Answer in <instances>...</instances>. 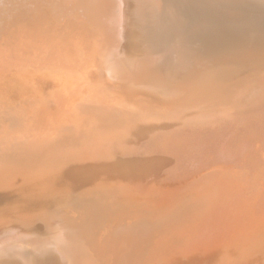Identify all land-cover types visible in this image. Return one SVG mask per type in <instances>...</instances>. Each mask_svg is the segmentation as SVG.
Wrapping results in <instances>:
<instances>
[{
	"label": "rangeland",
	"instance_id": "374dc122",
	"mask_svg": "<svg viewBox=\"0 0 264 264\" xmlns=\"http://www.w3.org/2000/svg\"><path fill=\"white\" fill-rule=\"evenodd\" d=\"M9 1L0 0V15L4 17L0 16V243L16 238L19 243L26 241L41 247L38 251L31 246L34 264H54L55 259L63 255L69 256L66 264H204L206 253L217 256L222 253L226 235L227 240H232L234 235L253 229L250 222L245 227L243 219L238 223L233 210L241 208L244 192L257 200L264 197L261 179L264 158L250 159L261 156L264 150V50L261 49L264 48V21H259V25L258 22L250 23L251 26L248 22L237 25L218 22V25L211 21L206 7L203 10L201 0L200 3L192 0L195 7L187 8L189 10L181 17L183 26L180 29H183H178L168 46H161L159 50L155 47L157 50L154 48L147 55L149 58L146 56L142 62L143 69L137 67V74L120 68L125 50L123 43L127 39L123 37L121 26L112 25L111 32H122L120 47L115 40L108 42L103 51L101 44L96 50L93 42L88 49L92 55H99L96 59L101 60L98 59L101 63L98 66L103 72L112 65L121 71L117 74L121 78L113 80L106 74L82 71V67H89L84 53L77 52L73 61L72 56H66L60 50L54 55L57 42L48 43L50 50L42 48L44 55L31 58L23 55L21 59L20 38L34 19H42L48 25L56 26L57 35L65 36L72 30L76 33L72 35L91 36L96 42L102 35L99 36V30L94 25L89 26V22L93 20L102 27L101 18L106 14L123 22L125 0H43L46 3L32 0L33 5L31 0H12L13 6ZM28 2L32 7L29 8ZM104 4L108 6L105 8ZM199 4L202 6L200 11L197 10L201 9ZM218 38L222 43L224 41L223 44L220 42L223 47ZM109 49L120 52L110 53ZM243 50L248 51L244 54ZM24 59H29L27 65ZM117 61L118 66L115 65ZM42 63L47 68L44 71ZM158 69L164 70L162 74ZM141 70H146L148 75L142 74ZM134 73L139 75L137 79ZM141 75L143 80H140ZM159 76L165 77L166 83ZM123 81H128L127 88ZM60 83L68 84L61 86ZM146 86L157 93L153 89L148 91ZM74 87L80 94L70 100V108L66 110L60 105V96ZM160 88L165 92L162 93ZM165 93L170 96L166 97ZM36 142L48 143V147L42 148ZM226 163H232V166H226ZM246 212L252 216L258 214L255 208ZM258 221L261 223L259 217ZM260 228L264 231V226ZM116 233L125 235L122 238ZM43 234H48L45 242ZM33 235L38 238L40 235L39 241ZM30 236L33 241L27 242ZM61 243L63 246H59ZM52 246L54 248L50 249ZM57 247L58 251L55 250ZM63 248L68 249L69 254ZM163 253L167 255L165 259ZM13 260L21 262L16 257L0 258V262Z\"/></svg>",
	"mask_w": 264,
	"mask_h": 264
},
{
	"label": "bare ground",
	"instance_id": "6f19581e",
	"mask_svg": "<svg viewBox=\"0 0 264 264\" xmlns=\"http://www.w3.org/2000/svg\"><path fill=\"white\" fill-rule=\"evenodd\" d=\"M2 1V0H1ZM12 1V0H11ZM11 1H9V4H10V2ZM28 1H30V0H28ZM32 1V0H31ZM38 1V0H37ZM121 1V0H120ZM184 1L185 0H125V2H124V13H123V22H120V21H117V19H115V18H113V16L112 15H110V14H106V15H102V21H103V23L104 24H101L102 25V27L101 26H99V24H97L98 22H96V23H93V20L92 21H90L89 22V26H91V25H94L93 27H96L98 30H99V36H101V38L99 37V38H97V35H96V38H97V40H96V42H95V40H94V38H92L91 36H86V35H84V34H80L81 35V37H78V36H74V35H72L73 33H75V32H73L72 33V30H70L71 32H67L66 34H65V36H64V34H59V35H57V34H55V28H56V26L54 25V26H52V25H48L47 23H45V20H42V19H38V21L37 20H35L34 19V21L29 25V27L28 28H26L27 30H25V31H23V33L21 34V38H20V44H22V47H23V50H21V52H20V54H21V59L23 58V55H24V58H26V57H28V58H31L32 56H34V55H38V56H40V55H42L43 54V51H42V48H45L46 50H50L49 48H48V43H49V45H51V42H57V44H58V49L56 48V50L54 51V55H56L57 54V52L56 51H58V50H60V51H62L66 56H67V54H69V56H72L73 57V59L71 60V61H73L74 59H76V55H77V52H80V53H84V56H85V59L87 58V62L89 63V67H82V71H86V73H89V72H92V73H96V75L98 74V75H100V73H101V75H107L108 77L110 76V77H112L113 78V80L115 79H120L121 77H119V75H117V74H119V72H121V71H119V70H116V66H114V65H112L113 66V68H111L110 66L107 68V69H109L108 71H105L104 70V72H103V69L102 68H99V66L98 65H101V63H100V61L98 60V59H96V56L97 55H92L89 51H91V49L89 48L88 49V45L90 44V42H93V43H95V47H96V50H98V46L101 44L102 45V51H103V47H105V46H107V43L108 42H110L111 41V43H112V41H117V44H118V42H119V40H120V34L123 32V37H125L124 39H127L126 40V42H124L123 43V48H125V50H124V58H123V61H121L122 62V65H120V63L118 64V62L119 61H117V63L115 64V65H120V68L122 67V69L124 70V71H127L128 70V72L127 73H129V71L130 72H135L136 73V69H138L139 67L140 68H142L141 67V65H142V62H144V60H145V58H146V56L149 54V53H152L153 52V50H154V48L156 47L158 50L161 48L162 49V47L161 46H166L169 42H170V40H171V38L173 39V36L177 33V31H178V29H180L181 28V26H183L182 24H181V22L183 21V20H181V17H183L182 15L185 13V11L186 10H189V9H193L194 7H195V4H193L192 3V0H187V2L186 3H184ZM194 1V0H193ZM202 1V6H203V10H204V7H206V11H207V13H208V15H210L209 17H211L212 19H211V21L212 22H214V23H217L218 24V22L219 23H221L222 22V24H223V22H225V23H227V24H230V25H237V24H239V22H248L249 23V26H251L250 25V23H255V22H258L257 24L259 25V21H264V0H201ZM200 0H199V3L201 2ZM8 2V1H7ZM25 2V1H24ZM24 2H23V4H24ZM36 2V1H35ZM41 2V1H40ZM42 2H43V0H42ZM47 2V1H46ZM46 2H43V3H46ZM76 2H78V0L76 1ZM204 2V3H203ZM2 3V2H1ZM13 3H14V1H13ZM12 3V4H13ZM29 3V2H28ZM33 3H34V1H32V5H33ZM102 3H104L103 1H102ZM12 4H10V5H12ZM21 4V3H20ZM37 4H39V3H37ZM40 4H42V3H40ZM6 5H7V3H6ZM17 5V4H16ZM29 5H30V3H29ZM28 5V6H29ZM9 6V5H8ZM13 6V5H12ZM27 6V5H26ZM44 6H45V4H44ZM108 6V4H104V7L106 8ZM199 6H200V4H199ZM202 6H200L201 7V9H197L198 11H200V10H202ZM6 7V6H5ZM18 7V6H17ZM16 7V8H17ZM22 6H20L19 8H21ZM24 8H25V6H23ZM30 7H32L31 5L29 6V8ZM36 8H37V5L35 6ZM35 7H33V12L35 11L34 9H35ZM47 7V6H46ZM67 7V6H66ZM9 9H11V7H8ZM28 8V7H27ZM28 8V9H29ZM41 7L39 6V8L38 9H40ZM48 8V7H47ZM187 8H189V9H187ZM199 8V7H198ZM4 9H6V8H4ZM18 9V8H17ZM43 9H44V7H43ZM51 8L49 7V10H50ZM54 9H57L56 7H54ZM66 9V8H65ZM64 9V10H65ZM69 9V8H68ZM13 10H14V8H13ZM13 10H11V11H13ZM22 10V9H21ZM37 10V9H36ZM40 10H42V9H40ZM49 10L47 11L48 13H49ZM61 10H62V8H61ZM5 11V10H4ZM9 11V10H8ZM25 11V10H24ZM31 11V10H30ZM29 11V12H30ZM38 11V10H37ZM93 11V10H92ZM191 11H194V10H191ZM190 11V12H191ZM205 11V10H204ZM19 12V11H18ZM42 12V11H41ZM52 12V11H51ZM88 13V12H87ZM189 13V12H188ZM188 13H186V14H188ZM191 13H193V12H191ZM21 14V13H20ZM32 15H33V13H31ZM36 14H39V11H38V13L36 12ZM50 14H52V13H50ZM95 14V13H94ZM96 14H98V13H96ZM115 14V13H114ZM113 14V15H114ZM197 14H199V16H200V12L199 13H197ZM204 16L206 15V14H204V13H202ZM2 15V17H3V14H1ZM0 15V16H1ZM70 15H71V13H70ZM74 15V14H73ZM76 15V14H75ZM83 15V14H82ZM81 15V16H82ZM190 15V14H189ZM194 15V14H193ZM207 15V16H208ZM13 16V15H12ZM14 16H15V14H14ZM87 16H88V14H87ZM92 16V15H91ZM99 15H97V18H99L98 17ZM195 16V15H194ZM202 16V15H201ZM6 17V16H5ZM9 17V16H8ZM18 17V16H17ZM27 17H29V15H27ZM37 17V16H36ZM51 17V16H50ZM49 17V18H50ZM67 17V16H66ZM68 17H70V16H68ZM67 17V19H72L73 17L71 16L70 18H68ZM76 17V16H75ZM83 17V16H82ZM186 17V16H185ZM190 17H191V15H190ZM203 17V16H202ZM4 18V17H3ZM7 18V17H6ZM15 18H16V16H15ZM32 18V17H31ZM35 18V17H34ZM52 18V17H51ZM188 18V17H187ZM192 18V17H191ZM194 18V17H193ZM196 18V17H195ZM199 18V17H198ZM2 19V18H1ZM20 19H22V18H20ZM46 19V18H45ZM54 19H55V17H54ZM76 19V18H75ZM84 19V18H83ZM92 19V18H91ZM96 19V18H95ZM94 19V20H95ZM183 19V18H182ZM189 19V18H188ZM33 20V19H32ZM40 20V21H39ZM42 20V21H41ZM47 20V19H46ZM50 20V19H49ZM56 20H58V19H56ZM64 20V19H63ZM62 20V21H63ZM66 20V19H65ZM74 20V19H73ZM72 20V21H73ZM82 20V19H81ZM97 20V19H96ZM186 20V19H185ZM194 20H196V19H194ZM206 20H209V19H206ZM2 21V20H1ZM14 21V20H13ZM50 21H52V20H50ZM77 21V20H76ZM76 21H74V22H76ZM79 21V20H78ZM87 21V20H86ZM5 22V21H4ZM12 22V21H11ZM47 22V21H46ZM56 23L58 22V21H55ZM65 22H67V20L65 21ZM70 22V21H69ZM81 22V21H80ZM192 22V21H191ZM1 23V22H0ZM7 23V22H6ZM71 23V22H70ZM78 23V22H77ZM82 23V22H81ZM87 23V22H86ZM101 23V22H100ZM190 23V22H189ZM188 23V24H189ZM213 23V24H214ZM63 24V23H62ZM74 24V23H73ZM76 24V23H75ZM74 24V25H75ZM88 24V23H87ZM183 24H185V23H183ZM206 24V23H205ZM212 24V25H213ZM221 24V25H222ZM256 24V23H255ZM6 25V24H5ZM74 25H72V27L74 26ZM112 25H115L116 27H120L121 26V31L122 32H120V34H115V33H117V32H111V28H112ZM197 25V24H196ZM215 25V24H214ZM219 25V24H218ZM64 26V25H63ZM68 26V25H67ZM79 26V25H78ZM85 26H86V24H85ZM88 25H87V27H89ZM187 26V25H186ZM189 26V25H188ZM229 26V25H228ZM241 26H242V24H241ZM246 26L248 27V25L246 24ZM264 26V25H263ZM5 27V26H4ZM76 27H77V25H76ZM80 27H81V24H80ZM79 27V28H80ZM189 27H191V25L189 26ZM194 28H195V25L193 26ZM201 27V26H200ZM200 27H199V29H200ZM208 27V26H207ZM221 27V26H220ZM224 27H226V26H224ZM239 27V26H238ZM244 27V26H243ZM254 28H255V25L253 26ZM1 28H3V27H1ZM201 28H203V27H201ZM215 28H217V26H215ZM241 28V27H240ZM239 28V30H241V29H244V28H241L240 29ZM83 29V28H82ZM95 29V28H94ZM93 29V30H94ZM116 29V28H115ZM119 29V28H118ZM183 29V28H182ZM182 29H180V30H182ZM187 29L189 30V28L187 27ZM220 29V28H219ZM229 29V28H228ZM246 29V28H245ZM262 29V28H261ZM260 29V30H261ZM85 31H87L86 29H84ZM92 30V29H91ZM96 30V29H95ZM94 30V31H95ZM179 30V31H180ZM222 30V29H221ZM234 30V29H233ZM236 30V29H235ZM255 30V29H254ZM254 30H252V31H254ZM260 30H258V31H260ZM264 30V29H263ZM78 31H79V29H78ZM116 31V30H115ZM119 31V30H118ZM184 31H187L186 29L184 30ZM191 31H192V29H191ZM226 31V30H225ZM224 31V32H225ZM229 31H232V30H229ZM251 31V32H252ZM257 31V30H256ZM255 31V32H256ZM83 32V31H82ZM88 32V31H87ZM91 32H93V31H91ZM189 32V31H188ZM193 32H194V30H193ZM215 32V31H214ZM216 32H218V31H216ZM239 32V31H238ZM243 32V31H242ZM248 32H249V30H248ZM84 33V32H83ZM180 33V32H179ZM182 33V32H181ZM180 33V34H181ZM185 33V32H184ZM221 33H223V32H221ZM226 34L228 33H230V32H228V31H226L225 32ZM232 33V32H231ZM254 33V32H253ZM253 33H251V34H253ZM76 34V33H75ZM186 34H187V32H186ZM186 34H185V36H186ZM214 34H216V33H214ZM219 34V33H218ZM217 34V35H218ZM224 34V33H223ZM234 34H236L235 33V31H234ZM239 34H242L241 35V37L243 36V33H241V31H240V33ZM245 34V33H244ZM79 35V36H80ZM90 35V34H89ZM178 35V34H177ZM176 35V36H177ZM184 34L182 33V36H183ZM188 35H190V34H188ZM230 35V34H229ZM232 35V34H231ZM237 35V34H236ZM258 35V34H257ZM175 36V37H176ZM191 36V35H190ZM219 36V35H218ZM221 36V35H220ZM228 36V35H227ZM232 36H235V35H232ZM255 36V35H254ZM89 37H91V38H89ZM181 37V36H180ZM229 37V36H228ZM236 37V36H235ZM239 37V36H238ZM241 37H240V39L239 40H241ZM253 37V36H252ZM188 38V37H187ZM191 38V37H190ZM190 38H188V39H190ZM220 38V37H219ZM219 38H218V40H219ZM226 38V37H225ZM251 38V37H250ZM249 38V39H250ZM257 38L258 37H256V42H257ZM263 38V37H262ZM13 39V38H12ZM178 39V38H177ZM230 38H228V40H229ZM231 39H235V38H231ZM243 39V38H242ZM254 39L252 40V41H254ZM98 40L100 41V42H98ZM123 40V39H122ZM122 40L120 41V42H122ZM179 40H180V38H179ZM191 40V39H190ZM197 40V39H196ZM220 40H222V39H220ZM219 40V43L221 42ZM238 40V39H237ZM238 40V41H239ZM244 40V39H243ZM262 40V39H261ZM260 40V41H261ZM12 41V40H11ZM115 41V42H116ZM183 41V40H182ZM185 41V40H184ZM229 41H231V40H229ZM246 41V40H245ZM250 41V40H249ZM259 41V42H260ZM115 42H113V43H115ZM120 42H119V44H118V46L120 47ZM179 42V41H178ZM186 42H187V39H186ZM202 42V41H201ZM227 42V41H226ZM226 42H225V44H226ZM231 42H234L233 40L231 41ZM237 42V41H236ZM251 42V41H250ZM263 42V41H262ZM110 43V44H111ZM188 43H189V41H188ZM196 43H198V42H196ZM218 43V44H219ZM222 43V42H221ZM221 43H220V45H221ZM223 43H224V41H223ZM222 43V44H223ZM242 41H241V45H242ZM255 43V42H254ZM258 43V42H257ZM257 43H256V45H257ZM67 44V45H66ZM116 44V45H117ZM176 44V43H175ZM186 44V43H185ZM190 44H191V42H190ZM229 44V43H228ZM232 43H230V45H231ZM251 46H252V44L251 43H249ZM264 43H262V45H263ZM104 45V46H103ZM116 45H113V46H115L116 47ZM179 45H181L180 43H179ZM187 45V44H186ZM189 45V44H188ZM234 45V44H233ZM245 45V44H244ZM244 45H242L243 47H244ZM247 45V44H246ZM249 45V46H250ZM254 45V44H253ZM47 46V47H46ZM112 46V45H111ZM112 46V47H113ZM168 46V45H167ZM217 47L219 46V45H216ZM226 46H227V44H226ZM239 46H240V44H239ZM16 47V46H15ZM21 47V48H22ZM101 47V46H100ZM118 47V48H119ZM187 47V46H186ZM221 47H223L222 45H221ZM229 47V46H228ZM233 47V46H232ZM234 47H235V45H234ZM237 47V46H236ZM246 48H247V46H245ZM254 47V46H253ZM264 47V46H263ZM21 48H18V49H21ZM108 48V47H107ZM111 48V47H110ZM155 48V50H157ZM219 48V47H218ZM226 48V47H225ZM225 48H224V50H225ZM238 48H240V47H238ZM13 49V48H12ZM17 49V48H16ZM15 49V50H16ZM94 49V48H93ZM92 49V50H93ZM165 49V48H164ZM234 49V48H233ZM243 49H245V48H243ZM248 49V48H247ZM252 49V48H251ZM255 49H256V47H255ZM261 49H263L264 50V48H261ZM261 49H260V51H261ZM7 50H9V49H7ZM69 50V51H68ZM114 50H116L115 48H114ZM110 51V49L108 50L110 53L112 52H120V50L119 49H117V50H119V51ZM176 50H179V49H176ZM182 50V49H181ZM186 50V49H185ZM185 50H183V52L185 51ZM218 50H220V49H218ZM223 50V49H222ZM228 49H226V51H227ZM100 51V50H99ZM217 51V50H216ZM215 51V52H216ZM234 51V50H233ZM235 51H237L236 50V48H235ZM238 51H240V50H238ZM244 51V54H245V51L246 50H243ZM243 51H242V55H244L243 54ZM248 51V50H247ZM247 51H246V53H247ZM13 52V51H12ZM15 52H17V51H15ZM104 52H105V50H104ZM229 52V51H228ZM253 52V51H252ZM100 53V52H99ZM161 53V52H160ZM222 53V52H221ZM230 53V52H229ZM228 53V54H229ZM2 54V53H1ZM13 54V53H12ZM19 54V53H18ZM98 54V53H97ZM102 54H103V52H102ZM102 54H101V56H102ZM105 55H107L108 56V54H106V52L104 53ZM154 54V53H153ZM158 54V53H157ZM157 54H156V56H157ZM234 54V53H233ZM235 54L237 55L238 54V52L236 53L235 52ZM249 54H250V52H249ZM257 54H259V53H257ZM44 55V54H43ZM150 55V54H149ZM148 55V56H149ZM159 55V54H158ZM181 55V54H180ZM248 55V54H247ZM99 56V55H98ZM97 56V57H98ZM104 56V55H103ZM102 56V57H103ZM110 57H111V55H109ZM113 56V55H112ZM120 55H118V57H119ZM147 56V58H149ZM233 56V55H232ZM231 56V57H232ZM241 56V55H240ZM254 56V55H253ZM123 56H121V58H122ZM220 57V56H219ZM219 57H216V58H219ZM229 57V56H228ZM237 57H238V55H237ZM242 57V56H241ZM13 58V57H12ZM105 58V57H104ZM104 58H103V60H104ZM159 58V57H158ZM171 58H175V57H171ZM177 58V57H176ZM175 58V59H176ZM179 58H180V56H179ZM215 58V59H216ZM67 59V58H66ZM102 59V58H101ZM112 59V58H111ZM118 59V58H117ZM154 59H156L155 58V55H154ZM160 59V61H161V57L159 58ZM221 59H222V57H221ZM251 59V58H250ZM17 60H19V59H17ZM25 60V63L26 62H28V60L29 59H24ZM106 60V59H105ZM107 60H108V58H107ZM113 60V59H112ZM151 60V59H150ZM173 60V59H172ZM223 60V59H222ZM226 60V59H225ZM225 60H223V61H225ZM228 60V59H227ZM70 61V63L72 64V62ZM109 61V60H108ZM160 61H159V63H160ZM33 62H35V61H33ZM38 62V61H37ZM75 62V61H74ZM100 64H99V63ZM105 62H107V61H104V63ZM157 62H158V60H157ZM162 62V61H161ZM215 62V61H214ZM242 62V61H241ZM244 62V61H243ZM38 63H40V62H38ZM69 63V62H68ZM103 63V62H102ZM104 63L102 64L103 66H104ZM111 63V62H110ZM164 63H165V60H164ZM170 63H172L171 61H170ZM174 63V62H173ZM224 63V62H223ZM29 64V63H28ZM36 64V63H35ZM112 64H114V63H112ZM144 64V63H143ZM155 64V63H154ZM167 64V63H166ZM225 64V63H224ZM228 64V63H227ZM250 64V63H249ZM25 65H27V63L25 64ZM37 65V64H36ZM35 65V66H36ZM117 65V66H118ZM151 65V64H150ZM170 64L168 63V65L167 66H169ZM223 65V64H222ZM226 65V64H225ZM245 65V64H244ZM34 65H32V67H33ZM41 66H42V68H43V71L45 70V68H46V66L45 65H43V63L41 64ZM144 66V65H143ZM158 66V65H157ZM161 66V65H160ZM166 66V67H167ZM217 66V65H216ZM220 66V65H219ZM106 67V66H105ZM138 67V68H137ZM145 67V66H144ZM154 67V66H153ZM31 68V67H30ZM36 68V67H35ZM111 68V69H110ZM145 68H147V67H145ZM158 68V67H157ZM164 68V67H163ZM224 68V67H223ZM40 69V68H39ZM47 69V68H46ZM51 69V68H50ZM143 69V68H142ZM166 69V68H165ZM171 69V68H170ZM206 69H208V68H206ZM25 70V69H24ZM122 70V71H123ZM132 70H134V71H132ZM154 70V69H153ZM159 71H161V74H162V72L164 71H162L161 69H158ZM210 70V69H209ZM50 71V70H49ZM48 71V72H49ZM123 71V72H124ZM144 71V70H143ZM146 71V70H145ZM145 71L144 72H142V70H141V72H142V74L143 73H145ZM148 71V70H147ZM151 71V70H150ZM150 71L148 72V73H150ZM203 71V70H202ZM3 72V71H2ZM29 72V71H28ZM40 72V71H39ZM47 72V73H48ZM51 72V71H50ZM71 72H73V69L71 70ZM139 72V70L137 71V73ZM140 72V73H141ZM154 72H156V71H154ZM166 72V71H165ZM208 72V71H207ZM131 73V74H132ZM135 73H134V75L133 76H136L135 75ZM136 73V74H137ZM157 73H158V71H157ZM154 74V76L156 77L158 74ZM167 73V72H166ZM219 74H220V72H218ZM131 74H129V76L131 75ZM147 73H145V75H146ZM201 73H199V75H200ZM216 74V73H215ZM23 75V74H22ZM53 75V74H52ZM128 74H126V76H127ZM148 75V74H147ZM160 75V74H159ZM199 75H197V76H199ZM54 76V75H53ZM55 76H56V74H55ZM102 76V77H103ZM137 76H139V75H137ZM137 76H136V79H137ZM144 76V75H143ZM151 76L152 77H154L152 74H151ZM166 76V75H165ZM178 76V75H177ZM43 77H46V76H44L43 75ZM59 77V76H58ZM125 77V76H124ZM132 77V76H131ZM131 77H129V78H131ZM168 77V76H167ZM210 77V76H209ZM53 78H55V77H53ZM80 78H81V76H80ZM112 78H111V80H112ZM127 78V77H126ZM140 78V77H139ZM144 78H145V76H144ZM150 78V77H149ZM159 78H161L160 76H159ZM158 78V79H159ZM163 78H165V77H163ZM163 78H161V79H163ZM211 78H212V76H211ZM60 79V78H59ZM65 79V78H64ZM128 79V78H127ZM197 79V78H196ZM32 80H33V78H32ZM63 80V79H62ZM69 80H71L72 81V79H69ZM107 80V79H106ZM130 80V79H129ZM134 80V79H133ZM140 80H143L142 79V75H141V78H140ZM139 80V81H140ZM155 80V79H154ZM164 80V79H163ZM163 80H162V82H163ZM199 80V79H198ZM124 81H125V79H124ZM123 81V82H124ZM137 81V80H136ZM139 81H138V83L137 84H140L139 83ZM148 81H150V79L148 80ZM152 81V80H151ZM168 81H169V79H168ZM206 81V80H205ZM101 82V81H100ZM103 82V81H102ZM115 82V81H114ZM127 83H125L126 84V88H127V85H128V81H126ZM145 82V84L147 83L146 81H144ZM158 82H160V79H159V81ZM162 82H161V84H162ZM164 82H165V80H164ZM209 82V81H208ZM262 82V81H261ZM40 83V82H39ZM46 83V82H45ZM71 83V82H70ZM106 83H108V82H106ZM105 83V84H106ZM130 83H131V85H133L132 84V81H130ZM150 83H153V82H150ZM166 83V82H165ZM171 83H172V81H171ZM170 83V84H171ZM176 83V82H175ZM174 83V84H175ZM178 83V82H177ZM186 83V82H185ZM207 83V82H206ZM263 83H264V81H263ZM57 84V83H56ZM65 84H68V83H62V85H61V83H60V85L61 86H65ZM112 84H114V83H112ZM123 84V83H122ZM135 84V83H134ZM154 84V83H153ZM153 84L151 85L152 87H153ZM158 84V83H157ZM168 84V83H167ZM166 84V85H167ZM187 84V83H186ZM189 84H190V82H189ZM109 85H111V84H109ZM121 85V84H120ZM141 85H142V82H141ZM140 85V86H141ZM147 86L149 85V84H146ZM176 85V84H175ZM183 85V84H182ZM78 85H77V83H76V87H77ZM108 86V85H107ZM111 86H113V85H111ZM114 86H116V84L114 85ZM118 86V85H117ZM116 86V87H117ZM122 86H124V85H122ZM136 86V85H135ZM143 87H144V85H142ZM145 87V89L147 88H149V87ZM160 86V85H159ZM159 86H157V87H159ZM164 86V85H163ZM172 86V85H171ZM170 86V87H171ZM180 86V85H179ZM203 86V85H202ZM79 87V86H78ZM157 87H156V89H157ZM187 87H188V84H187ZM193 87V86H192ZM75 88V87H74ZM72 88V89H68L67 90V92H65V94H62L60 97H61V99H60V105L62 106V107H66L65 109L67 110V109H69L70 107H69V103L71 102L70 100L73 98V97H76V96H78V94H80V92L77 90L78 88ZM126 88H124V90L126 89ZM164 88V87H163ZM168 88H169V86H168ZM174 88V87H173ZM179 88V87H178ZM190 88V87H189ZM117 89H120V88H117ZM123 89V88H122ZM128 89H130V88H128ZM128 89H126V90H128ZM145 89H144V91H145ZM151 89H153V88H151ZM150 89V90H151ZM174 89H176V88H174ZM182 88H180V90H181ZM185 89V88H184ZM191 89V88H190ZM190 89L188 90V91H190ZM195 89V88H194ZM79 90H80V87H79ZM83 90V89H82ZM149 89H148V91H150ZM154 91H155V89H153ZM165 90V89H164ZM169 90H170V88H169ZM178 90V89H177ZM180 90H179V92H180ZM186 90V89H185ZM119 91V90H118ZM123 91V90H122ZM147 91V90H146ZM160 91H161V88H160ZM167 91V90H166ZM124 92V91H123ZM125 92H127V91H125ZM156 93H157V91H155ZM162 93H164L165 91H161ZM160 92V93H161ZM171 92H173V91H171ZM193 92H195V91H193ZM198 92V91H197ZM84 93V91H82V94ZM138 93V92H137ZM159 93V92H158ZM178 93V92H177ZM176 93V94H177ZM182 93V92H181ZM184 93H185V91H184ZM187 93V92H186ZM185 93V94H186ZM190 93V92H189ZM192 93V92H191ZM190 93V94H191ZM152 94V93H151ZM166 94V93H165ZM172 94V93H171ZM188 94V93H187ZM144 95V94H143ZM157 95V94H156ZM162 95V94H161ZM167 95V96H166ZM165 96L166 97H169L170 95H168V94H166ZM193 95V94H192ZM196 95V94H195ZM82 96V95H81ZM80 96V98H84V96L83 97H81ZM142 96V95H141ZM154 96V95H153ZM157 96H159V94L157 95ZM163 96V95H162ZM172 96H173V94H172ZM174 96H176L175 94H174ZM183 96H184V94H183ZM161 97V96H160ZM178 97V96H177ZM176 97V98H177ZM179 97H180V94H179ZM184 97H186V96H184ZM152 98V97H151ZM154 98H155V96H154ZM157 99H158V97H156ZM165 98V97H164ZM181 98H182V96H181ZM75 99H77V98H75ZM89 99V98H88ZM160 99V98H159ZM162 99V98H161ZM161 99H160V102H162L161 101ZM183 99V98H182ZM181 99V100H182ZM78 100V99H77ZM156 100V99H155ZM171 100H173V99H171ZM176 100V99H175ZM84 101V100H83ZM166 101V100H165ZM167 101H169L168 99H167ZM174 101V100H173ZM178 101V100H177ZM32 102V101H31ZM73 102V101H72ZM164 102V101H163ZM74 103V102H73ZM77 105V104H76ZM245 105V104H244ZM88 106V105H87ZM79 107V106H78ZM81 107V106H80ZM74 109V108H73ZM76 109V108H75ZM75 109H74V111H75ZM87 109H88V107H87ZM76 112V111H75ZM65 113V112H64ZM72 113H74V112H72ZM81 115V114H80ZM83 115H85L84 113H83ZM77 117V116H76ZM65 118H66V116H65ZM82 118V117H81ZM83 124V123H82ZM158 125V124H157ZM134 134V133H133ZM132 134V135H133ZM47 135H48V133H47ZM43 136V135H42ZM50 136V135H49ZM46 139V138H45ZM51 139V138H50ZM107 140V139H106ZM35 141V140H34ZM38 143H40V142H38ZM37 142H36V144L39 146V145H41V147L43 148V147H48V143H40V144H38ZM250 143H251V141H250ZM25 146V145H24ZM92 146H93V144H92ZM95 146V145H94ZM251 146H253L254 147V145H253V143H251ZM6 147V146H5ZM35 147V146H34ZM34 149V148H33ZM87 157V156H86ZM90 157V156H89ZM264 158V150L262 149V154H261V156H256L255 158H250L251 160H257V159H260V158ZM250 160V161H251ZM232 163H226V166H232L231 165ZM74 168V167H73ZM261 179L264 181V175L262 174V177H261ZM179 182V181H178ZM98 185V184H97ZM101 185V184H100ZM177 185H178V183H177ZM176 185V186H177ZM178 187V186H177ZM256 191V190H255ZM250 192V191H249ZM248 195L249 194H247V192H244V197L241 199V201H240V209L239 210H233L234 211V214H235V217H236V220L238 221V223H239V221H242V219L243 220H245V227L246 226H249L250 225V227H252L253 226V229H250V231H248V232H246L245 231V233L244 234H242V235H239V234H236V235H234V237H233V239L232 240H227L228 239V237H226L225 236V239H224V245L226 246V247H224L223 249H222V253H220L218 256L216 255V254H211V255H208L209 253H206L205 255H206V259H205V263L204 264H264V231H263V229L262 228H260L261 226H264V197H263V200H257V198H253L251 195V198H250V196L248 197ZM110 197V196H109ZM113 197V196H112ZM259 197V196H258ZM118 198V197H117ZM238 203V202H237ZM235 205V204H234ZM236 206H234V208H235ZM237 208V207H236ZM249 208H255L256 210H258V214L257 215H249V213L248 212H246V211H248V209ZM249 216H252V217H250L249 218ZM258 217L260 218V220H261V223H260V221H258ZM263 220V221H262ZM251 224H250V223ZM249 223V225H247ZM254 223H255V225H254ZM145 224V223H144ZM144 224H142V225H144ZM135 225V224H134ZM137 225V224H136ZM239 225V224H238ZM124 226H125V224H124ZM241 226V225H240ZM17 227V226H16ZM15 227V228H16ZM19 227V226H18ZM132 226H130V228H131ZM134 227V229L136 228L135 226H133ZM142 227V226H141ZM244 227V228H245ZM14 228V229H15ZM20 228V227H19ZM23 228V227H22ZM21 228V229H22ZM119 228V227H118ZM121 228V229H120ZM120 230L122 231V227L120 226ZM129 228V229H130ZM138 228H139V226H138ZM137 228V229H138ZM143 228H144V226H143ZM143 228H141V229H143ZM242 229V231L243 230H245V229ZM249 228V227H248ZM21 229H20V232H21ZM24 229V228H23ZM22 229V230H23ZM69 229V228H68ZM118 229V230H119ZM132 229V228H131ZM261 230V231H259L258 232V230ZM12 230V229H11ZM65 230H67L66 228H65ZM117 230V229H116ZM144 230V229H143ZM248 230V229H247ZM13 232H14V230H12ZM12 231H9V232H12ZM24 232L26 231V230H23ZM62 231H63V227H62ZM141 231V230H140ZM9 232H4L5 234H7L8 235V233ZM61 232V231H60ZM68 232H69V230H68ZM76 232V231H75ZM114 232V231H113ZM116 232V231H115ZM123 233L125 232V230L124 231H122ZM121 232V233H122ZM135 232H138L137 230L135 231ZM229 232V231H228ZM3 233V232H2ZM16 233V232H15ZM29 233V232H28ZM65 233V232H64ZM74 233V232H73ZM119 233V232H118ZM118 233H116L115 235H119ZM131 233V232H130ZM132 233H133V231H132ZM139 233V232H138ZM138 233H136V234H138ZM142 233V232H141ZM12 234H14V233H12ZM21 234H23V233H21ZM25 234V233H24ZM46 234V233H45ZM67 234V233H66ZM76 234H78L77 232H76ZM128 234V233H127ZM134 234V233H133ZM135 234V235H136ZM140 234V233H139ZM10 235V234H9ZM28 235V238H29V234H27ZM44 235V234H43ZM43 235H42V237H43ZM48 235V234H47ZM47 235H44L45 237L47 236ZM60 235V234H59ZM115 235H114V237H115ZM123 235H125V234H123ZM123 235H119V236H122V238L124 237ZM134 235V236H135ZM12 236V235H11ZM14 236H15V234H14ZM31 236H32V234H31ZM31 236H30V240L29 239H27V242H31V241H33V240H31ZM34 236V235H33ZM61 236V235H60ZM117 236H116V238H117ZM118 236V237H119ZM131 236H132V234H131ZM142 236V235H141ZM13 237V236H12ZM34 237H36V236H34ZM41 236L39 235V238H40ZM77 237H79L78 235H77ZM81 237V236H80ZM144 237V236H143ZM11 238V237H10ZM14 238V237H13ZM19 238V237H18ZM17 238V239H18ZM36 238H38V237H36ZM39 238H38V241H39ZM48 237H46V238H43V240L44 239H47ZM57 238V237H56ZM72 238V237H71ZM139 238H140V236H139ZM76 239V238H75ZM82 239V238H81ZM118 239V238H117ZM117 239H115V240H117ZM121 239V238H120ZM152 239V238H151ZM229 239H230V233H229ZM15 240H16V238H15ZM15 240H13V241H10V240H7L6 242H4V243H0V256L1 257H11V258H13V257H16V258H20L21 259V262H19V261H2V262H0V264H34V262H33V257H35L34 255L32 256V254H31V250L33 249L32 247H34V245H33V243H31V245L28 243H26V241H24L23 243H19V242H17V240L15 241ZM19 240V239H18ZM25 240V239H24ZM29 240V241H28ZM36 240V239H35ZM41 240V239H40ZM50 240H51V238H50ZM49 240V241H50ZM57 240V239H56ZM61 240V239H60ZM134 240H135V238H134ZM136 240H138V238H136ZM55 241V240H54ZM58 241V240H57ZM62 241V240H61ZM60 241V242H61ZM79 241V240H78ZM122 241V240H121ZM126 241V240H125ZM35 242V241H34ZM44 242H45V240H44ZM47 242V241H46ZM52 242V241H51ZM59 242V241H58ZM63 242V241H62ZM124 242V241H123ZM151 242V241H150ZM150 242H149V244H150ZM43 243V242H42ZM54 243V242H53ZM76 243V242H75ZM23 244V245H22ZM34 244H38V243H34ZM39 244H41V242L39 243ZM38 244V245H39ZM56 244H58V243H55V245ZM62 244H64V243H61V244H59V246L61 245V246H63ZM79 244V243H78ZM42 245V244H41ZM53 246H54V244H52ZM136 245V244H135ZM32 246V247H31ZM43 246H45V244L43 245ZM48 246V245H47ZM50 246H51V243H50ZM50 247V249L51 248H54V247ZM58 246V245H57ZM65 246V245H64ZM67 246V245H66ZM69 247V246H68ZM147 247V246H146ZM34 248H38L37 250L38 251H40L41 250V247L39 248L38 246H35ZM46 248H49V247H45V249ZM61 248V247H60ZM69 248H71V247H69ZM56 249H58V247L57 248H55V250ZM64 249V251L65 250H67L68 251V249H65V248H63ZM146 249V248H145ZM43 250V249H42ZM59 250V249H58ZM58 250H56V251H58ZM44 251V250H43ZM54 251V250H53ZM55 251V252H56ZM67 251H65L66 253H67ZM36 252V251H35ZM42 252V251H41ZM61 254L63 253V251L62 250H60L59 251ZM59 252H57V253H59ZM165 252V251H164ZM66 253H64V254H66ZM73 253V252H72ZM166 253V252H165ZM165 253H163V256H164V254ZM35 254H37V253H35ZM61 254H60V256H61ZM68 254H69V251H68ZM67 254V255H68ZM167 254V253H166ZM42 255H45V254H43L42 253ZM63 255V254H62ZM162 255V254H161ZM156 256V255H155ZM167 255H165L164 256V259H165V257H166ZM0 257V258H1ZM67 257V256H66ZM66 257L63 255L60 259H55V261L54 262H56V263H54V264H66ZM69 257V256H68ZM67 257V258H68ZM159 257H160V255H159ZM156 258V257H155ZM161 258V257H160ZM197 259V258H196ZM162 260V259H161ZM43 261H46V260H44L43 259ZM154 261H156V259L154 260ZM162 261H164V260H162ZM186 261V260H185ZM4 262V263H3ZM47 262V261H46ZM153 262V261H152ZM161 262V261H160ZM177 262V261H176ZM73 264H74V262H73ZM146 264H147V262H146Z\"/></svg>",
	"mask_w": 264,
	"mask_h": 264
}]
</instances>
